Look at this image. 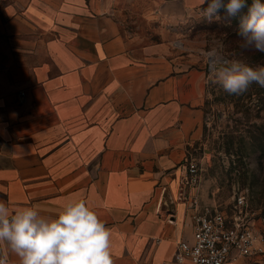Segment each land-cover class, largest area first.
I'll return each mask as SVG.
<instances>
[{
  "label": "crops",
  "instance_id": "1",
  "mask_svg": "<svg viewBox=\"0 0 264 264\" xmlns=\"http://www.w3.org/2000/svg\"><path fill=\"white\" fill-rule=\"evenodd\" d=\"M161 1L0 0V200L53 218L85 200L114 264H172L194 234L176 168L203 124L202 73L156 38Z\"/></svg>",
  "mask_w": 264,
  "mask_h": 264
},
{
  "label": "rangeland",
  "instance_id": "2",
  "mask_svg": "<svg viewBox=\"0 0 264 264\" xmlns=\"http://www.w3.org/2000/svg\"><path fill=\"white\" fill-rule=\"evenodd\" d=\"M165 19L152 22L174 45V54L187 56L189 68L200 71L204 119L199 138L190 146L202 167L201 190L207 201L231 213L235 198L244 194L252 223L264 245V87L253 83L240 95L226 93L210 77L209 60L217 51L251 66L264 65V53L239 47V22L202 16L204 0H163ZM224 15V10L220 12ZM246 264H264V252L249 257Z\"/></svg>",
  "mask_w": 264,
  "mask_h": 264
},
{
  "label": "clouds",
  "instance_id": "3",
  "mask_svg": "<svg viewBox=\"0 0 264 264\" xmlns=\"http://www.w3.org/2000/svg\"><path fill=\"white\" fill-rule=\"evenodd\" d=\"M202 16L209 23L237 19L239 47L264 53V0H204ZM224 10L223 17L221 10ZM210 77L226 93L240 95L255 83L264 87V65L251 66L217 51L209 60ZM111 231L83 199L69 200L56 217L35 207L10 209L0 200V264L9 254L19 264H114Z\"/></svg>",
  "mask_w": 264,
  "mask_h": 264
},
{
  "label": "built area",
  "instance_id": "4",
  "mask_svg": "<svg viewBox=\"0 0 264 264\" xmlns=\"http://www.w3.org/2000/svg\"><path fill=\"white\" fill-rule=\"evenodd\" d=\"M176 171L180 176L179 199L192 203L194 234L191 241L178 243L172 264H235L264 252L261 235L252 223L253 214L244 194L235 198L231 213L201 202L202 167L192 152Z\"/></svg>",
  "mask_w": 264,
  "mask_h": 264
},
{
  "label": "trees",
  "instance_id": "5",
  "mask_svg": "<svg viewBox=\"0 0 264 264\" xmlns=\"http://www.w3.org/2000/svg\"><path fill=\"white\" fill-rule=\"evenodd\" d=\"M248 3L250 4L251 3V0H248Z\"/></svg>",
  "mask_w": 264,
  "mask_h": 264
}]
</instances>
